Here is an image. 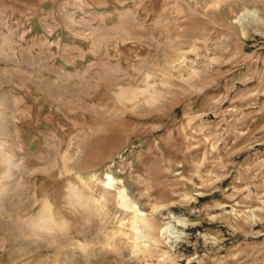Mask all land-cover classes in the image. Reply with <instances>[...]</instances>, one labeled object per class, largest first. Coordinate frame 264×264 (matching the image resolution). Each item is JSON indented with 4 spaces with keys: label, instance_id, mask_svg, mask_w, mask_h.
<instances>
[{
    "label": "rangeland",
    "instance_id": "obj_1",
    "mask_svg": "<svg viewBox=\"0 0 264 264\" xmlns=\"http://www.w3.org/2000/svg\"><path fill=\"white\" fill-rule=\"evenodd\" d=\"M0 264H264V0H0Z\"/></svg>",
    "mask_w": 264,
    "mask_h": 264
},
{
    "label": "bare ground",
    "instance_id": "obj_2",
    "mask_svg": "<svg viewBox=\"0 0 264 264\" xmlns=\"http://www.w3.org/2000/svg\"><path fill=\"white\" fill-rule=\"evenodd\" d=\"M137 230H138V229H137ZM138 231H139V230H138ZM137 237H138V235H137ZM137 237H136V238H137ZM140 237H145V236L141 234Z\"/></svg>",
    "mask_w": 264,
    "mask_h": 264
}]
</instances>
